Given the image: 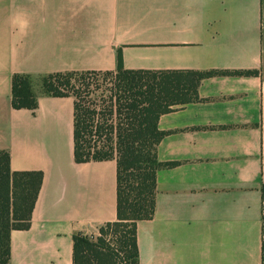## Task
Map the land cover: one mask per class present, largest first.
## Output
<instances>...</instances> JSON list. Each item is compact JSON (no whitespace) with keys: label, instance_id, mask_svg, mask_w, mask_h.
I'll list each match as a JSON object with an SVG mask.
<instances>
[{"label":"crops","instance_id":"0c3cea01","mask_svg":"<svg viewBox=\"0 0 264 264\" xmlns=\"http://www.w3.org/2000/svg\"><path fill=\"white\" fill-rule=\"evenodd\" d=\"M212 73L161 115L155 212L138 264H264V0H0V151L42 172L8 264H73V236L116 221L115 160L73 157L71 97L11 107L12 77L67 72ZM247 72L251 74H246Z\"/></svg>","mask_w":264,"mask_h":264},{"label":"trees","instance_id":"16d2710c","mask_svg":"<svg viewBox=\"0 0 264 264\" xmlns=\"http://www.w3.org/2000/svg\"><path fill=\"white\" fill-rule=\"evenodd\" d=\"M210 75L129 71L119 57L112 72L56 73L37 80L28 75L12 77L14 110H36L39 95L73 98L76 163L116 161V221L102 226L93 240L75 234L73 264H138L136 225L153 218L156 173L172 166L156 158V148L165 135L158 130V120L195 101L200 80ZM100 77L110 83L107 108L84 101L90 96L91 82ZM102 137L106 144L99 146ZM42 182V172L12 171L9 154L0 151V264L9 263L11 232L30 228Z\"/></svg>","mask_w":264,"mask_h":264},{"label":"rangeland","instance_id":"374dc122","mask_svg":"<svg viewBox=\"0 0 264 264\" xmlns=\"http://www.w3.org/2000/svg\"><path fill=\"white\" fill-rule=\"evenodd\" d=\"M109 96H110V83L104 82L103 78L100 77L98 79V82H96V83L94 81L91 82V84H90V96L85 97L84 101L94 103L97 106H102L103 104H105L106 108H107V106H108L107 102H108ZM112 120H114V121L116 120L115 116H113ZM100 140H101V142L98 143L99 146H103V144H106L105 143L106 142L105 137H102ZM98 236H99V231H98L97 236L95 238H97Z\"/></svg>","mask_w":264,"mask_h":264},{"label":"built area","instance_id":"2783aa9c","mask_svg":"<svg viewBox=\"0 0 264 264\" xmlns=\"http://www.w3.org/2000/svg\"><path fill=\"white\" fill-rule=\"evenodd\" d=\"M90 240H93V239H95V237H88Z\"/></svg>","mask_w":264,"mask_h":264}]
</instances>
